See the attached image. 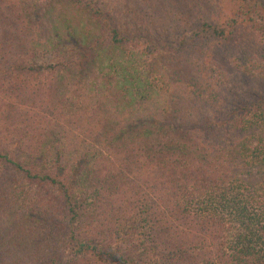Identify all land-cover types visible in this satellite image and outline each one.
<instances>
[{"label":"trees","instance_id":"16d2710c","mask_svg":"<svg viewBox=\"0 0 264 264\" xmlns=\"http://www.w3.org/2000/svg\"><path fill=\"white\" fill-rule=\"evenodd\" d=\"M0 264H264V0H0Z\"/></svg>","mask_w":264,"mask_h":264}]
</instances>
